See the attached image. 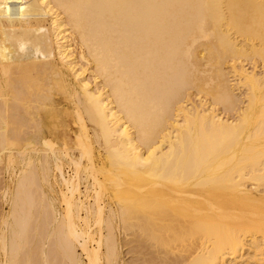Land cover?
<instances>
[{"label": "bare ground", "instance_id": "obj_1", "mask_svg": "<svg viewBox=\"0 0 264 264\" xmlns=\"http://www.w3.org/2000/svg\"><path fill=\"white\" fill-rule=\"evenodd\" d=\"M0 264H264V0H0Z\"/></svg>", "mask_w": 264, "mask_h": 264}, {"label": "rangeland", "instance_id": "obj_2", "mask_svg": "<svg viewBox=\"0 0 264 264\" xmlns=\"http://www.w3.org/2000/svg\"><path fill=\"white\" fill-rule=\"evenodd\" d=\"M65 171V170H64Z\"/></svg>", "mask_w": 264, "mask_h": 264}]
</instances>
